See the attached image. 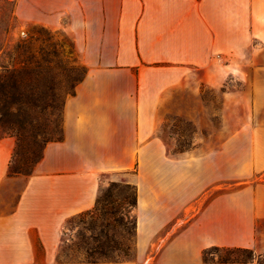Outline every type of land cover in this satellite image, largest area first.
I'll return each instance as SVG.
<instances>
[{
  "label": "crops",
  "instance_id": "0c3cea01",
  "mask_svg": "<svg viewBox=\"0 0 264 264\" xmlns=\"http://www.w3.org/2000/svg\"><path fill=\"white\" fill-rule=\"evenodd\" d=\"M17 11L68 36L86 75L65 102L63 139L31 175L9 177L15 141L0 138V264H95L57 256L66 222L95 206L103 177L137 187V252L198 197L191 163L200 146L173 150L166 124L181 108H207V90L227 104L223 60L264 46V0H17ZM224 149L206 152L208 169ZM258 205L252 226L264 218Z\"/></svg>",
  "mask_w": 264,
  "mask_h": 264
},
{
  "label": "rangeland",
  "instance_id": "374dc122",
  "mask_svg": "<svg viewBox=\"0 0 264 264\" xmlns=\"http://www.w3.org/2000/svg\"><path fill=\"white\" fill-rule=\"evenodd\" d=\"M28 6L26 3L22 12H28ZM17 12V0H0V62L6 58L8 44L13 46L33 35L34 39L38 38L35 31L41 26L20 21ZM45 29L52 32L51 41L46 43L47 50L60 53L65 68L84 67L68 36L59 30ZM40 40L35 52L42 45ZM254 47L243 57L230 56L223 60L229 71L223 88L228 91L227 104L224 93L207 90L203 94L208 101L207 108H181L182 114L171 116L166 124L163 137L173 150L192 149L195 139L200 146L191 163L192 170L196 167L198 197L190 209L162 232L145 239L137 252L135 250L131 264H219L225 255L223 251H211L205 257L207 263L204 251L213 246L233 248L229 245L248 237L253 238V244L247 248L255 253L248 264H264V218L251 224L254 207H259L260 199L264 200V164L261 162L264 156V46L254 44ZM52 68L54 74L61 72L59 66ZM189 118L196 121L189 122ZM222 146L225 154H213L216 164L212 170L208 169L206 152ZM221 179L223 181L218 183ZM110 183V179L103 177L100 190ZM68 228L67 221L66 236L62 237L58 255L68 244L65 240L74 235ZM174 246L176 249L172 251ZM102 263L114 264H95Z\"/></svg>",
  "mask_w": 264,
  "mask_h": 264
},
{
  "label": "trees",
  "instance_id": "16d2710c",
  "mask_svg": "<svg viewBox=\"0 0 264 264\" xmlns=\"http://www.w3.org/2000/svg\"><path fill=\"white\" fill-rule=\"evenodd\" d=\"M35 33L36 39L33 35L13 46L8 44L6 58L0 62V138L15 140L9 177L31 175L48 144L63 139L65 102L86 75L85 67L65 68L61 54L47 50L52 32L41 27ZM39 40L42 45L35 52ZM53 66H59L61 72L54 74ZM136 206L134 185L112 182L100 190L92 209L68 220V231L74 235L65 240L68 244L60 251L58 261L122 264L131 260L136 250ZM211 251L225 253L219 264H248L255 257L249 248L211 247L204 251V262H208L205 257Z\"/></svg>",
  "mask_w": 264,
  "mask_h": 264
},
{
  "label": "built area",
  "instance_id": "2783aa9c",
  "mask_svg": "<svg viewBox=\"0 0 264 264\" xmlns=\"http://www.w3.org/2000/svg\"><path fill=\"white\" fill-rule=\"evenodd\" d=\"M24 35V33H22Z\"/></svg>",
  "mask_w": 264,
  "mask_h": 264
}]
</instances>
